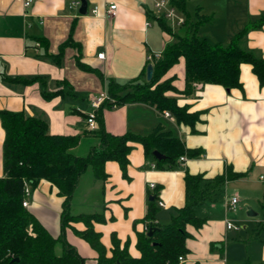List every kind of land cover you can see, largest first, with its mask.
<instances>
[{"label":"crops","instance_id":"0c3cea01","mask_svg":"<svg viewBox=\"0 0 264 264\" xmlns=\"http://www.w3.org/2000/svg\"><path fill=\"white\" fill-rule=\"evenodd\" d=\"M73 1L33 0L26 7L25 0H0V111H23L42 118L53 135H82L75 151L86 155L99 142L87 123L93 111L92 98L107 92L111 80L124 83L144 78L150 54H161L174 36L163 30L155 8L160 0H86L87 14H81V5L73 6ZM190 1L185 0V10ZM111 4L117 9L109 17ZM95 7L97 13L92 12ZM194 8V17L188 12L192 19L198 14L211 19L198 30V35L211 43H228L250 22L264 16V0H197ZM167 19L164 17V22L170 25ZM68 41L71 43L63 46ZM241 47L264 58V24L248 29ZM100 53H104L101 58ZM54 55H60L59 59ZM240 69L241 87L228 90L218 84H199L191 96L180 92L186 87L183 58L163 75L162 81L171 80L177 89L167 95L175 97L178 105L200 113L195 132L190 125L177 123L169 111L161 112L150 104L103 108L104 126L110 133L147 135L161 128L181 139L187 149L200 152L195 157L182 155L186 161H181V156L174 169H158L156 158L147 156L142 144L134 143L125 174L112 160L105 164V180L97 179L90 170L81 176L71 214L102 216L104 220L93 221V226L101 234L108 255L112 254V237L116 235L122 247L128 241L131 256H140L137 234L147 227L150 194L158 193L155 221L167 225L186 204L187 173L212 179L231 166L245 176L226 181L215 200L196 207V213L200 212L206 222L200 229L187 226L192 234L186 242L190 253L182 263L264 264V83L250 64L244 63ZM35 77L41 79L28 84L7 80ZM44 93L55 95L46 97ZM5 136L0 118V178L4 176ZM152 183L154 189L149 186ZM232 197L239 199L236 220L254 222L244 212L250 207L258 213L261 229L242 251L233 250L232 242L226 250L223 244L235 230L227 227L226 200ZM26 201L27 209L59 237L64 198L57 188L41 180L36 188L30 187ZM160 202L165 205L160 206ZM75 229L85 230L86 224L77 221L67 227V241L85 258V264H97L98 253ZM55 250L60 254L62 243H57Z\"/></svg>","mask_w":264,"mask_h":264},{"label":"trees","instance_id":"16d2710c","mask_svg":"<svg viewBox=\"0 0 264 264\" xmlns=\"http://www.w3.org/2000/svg\"><path fill=\"white\" fill-rule=\"evenodd\" d=\"M170 4L184 13L185 29L175 33L164 22V16H161L163 30L173 35L174 41L167 44L160 57L148 60V65L153 64L154 68L152 79L147 80V65L142 79L136 78L124 83L114 80L109 82L107 93L110 98L96 110L98 128L92 131L99 142L88 154L81 155L75 151L81 143L82 135H53L48 131L47 121L42 118L28 116L23 111H0L6 132L4 176L0 178V264H85V258L65 236L66 228L77 221H83L86 229L74 231L96 250L97 264H184L179 258H185L190 253L186 242L192 237L187 226L200 229L206 222L205 217L196 213V207L205 201L215 200L226 181L245 176L244 173L234 172L231 166L212 179H206L201 174L187 173L186 204L178 209L177 215L167 225L155 221L158 193L155 191L150 194V197L155 198L149 201L147 230L137 234L139 257L131 256L128 241L122 247L116 235L112 237V254L108 255L101 241V234L93 226V221L104 220L100 214H71V202L81 176L90 170L97 179L105 180V164L112 160L120 164L125 174L134 143L142 144L147 156H152L155 150L165 155L163 160L156 159L155 167L158 169H174L182 155L195 157L200 154L198 150L187 149L181 139L161 128L147 135L133 132L120 135L110 133L104 126V107L111 108L126 103L150 104L161 112L169 111L177 123L190 125L195 132L194 125L200 119V113L190 111L189 106L178 105L175 97L167 95L169 91L177 92L172 81H162L163 75L180 59H184L186 67V87L180 92L186 96H191L199 84H218L228 90L241 87L240 68L244 63L250 64L254 74L264 83V58L241 47V40L247 30L263 25L264 16L250 22L228 43H211L198 35L200 26L210 22V18L198 14L192 19L185 10V0H171ZM69 43L71 42L68 41L63 46ZM59 56L53 57L58 60ZM79 63L88 68L81 61ZM37 79L41 77L7 78L11 82L24 84ZM44 95L51 97L55 93ZM41 180L50 182L64 198L62 232L59 237L53 236L23 205L27 197L26 185L34 189ZM151 228L153 233L148 236ZM59 242L62 243L60 254L55 250ZM16 258L18 261H15Z\"/></svg>","mask_w":264,"mask_h":264},{"label":"built area","instance_id":"2783aa9c","mask_svg":"<svg viewBox=\"0 0 264 264\" xmlns=\"http://www.w3.org/2000/svg\"><path fill=\"white\" fill-rule=\"evenodd\" d=\"M32 2H33V0H25L24 5L26 7H29L32 4ZM72 5L79 7L81 5V0L73 1ZM155 8L157 9V13L159 16L167 17L169 19H172L173 21L176 20V23L178 25H183L185 23V17L177 14L176 8L170 4L169 0H160V1L156 2ZM116 9H117V5L111 4L107 10L108 16L109 17L114 16L116 14ZM92 12L97 13L98 7H95L92 10ZM103 56H104V53L99 54L100 58ZM158 57H160V54H158V53L150 54V56L148 57V60H153L154 58H158ZM109 98L110 97H109L107 92H102L98 96H95L92 98L91 105L93 107V111L89 113L88 118H87V123H88V127L90 130H96L98 128V122L96 119V110L99 109L100 106ZM166 115L169 116V113L167 112ZM180 160L184 162V161H186V157L182 156L180 158ZM149 186L152 189L155 188L154 183L150 184ZM25 192H26V196H28L30 193V186L29 185H26ZM238 203H239V199L237 197H232V198L226 200V206H227L228 210H236ZM23 205L25 207H27L28 202L25 200L23 202ZM164 205L165 204L163 202H160V206H164ZM227 227H228V229H237V227H234L231 222H228ZM146 230H147V227H146ZM179 260H180V262H183L184 258L180 257Z\"/></svg>","mask_w":264,"mask_h":264},{"label":"rangeland","instance_id":"374dc122","mask_svg":"<svg viewBox=\"0 0 264 264\" xmlns=\"http://www.w3.org/2000/svg\"><path fill=\"white\" fill-rule=\"evenodd\" d=\"M196 3H197V0H192L190 1L189 6L186 7V11L189 12L192 15V17H194V9H195L194 6L196 5ZM167 21H169L171 27L173 26L175 33H179L180 31H183L185 29V25H178L176 23V20L173 21L172 19H167ZM261 201L264 202V198H262ZM237 209L226 211L227 213L226 216L229 217L228 221H230L234 227H237V229L233 230L232 231L233 234H231V236L228 239L224 240L223 244H224L225 250L231 242H232L231 246L233 250L235 251H240V250L242 251V249H246V247L249 244L248 241L250 240V237L253 234H255L257 230L261 231L259 224H258L259 220H257L258 219L257 216L249 217V220H255L254 222H251V223L236 220L235 217H237L236 215ZM244 210H245L244 212L247 215V207ZM253 211L256 212V210H253ZM200 214L201 213L199 212V215ZM243 226H246V228H243Z\"/></svg>","mask_w":264,"mask_h":264},{"label":"water","instance_id":"95a60500","mask_svg":"<svg viewBox=\"0 0 264 264\" xmlns=\"http://www.w3.org/2000/svg\"><path fill=\"white\" fill-rule=\"evenodd\" d=\"M80 13L81 14H87L88 12V4H87V1L86 0H81V7L79 9ZM153 71H154V68H153V64H149L148 67H147V72H146V77H147V80H151L152 77H153ZM153 156L157 159V160H163L165 159V155L162 154L161 152H159L158 150H155L153 152ZM155 197L154 196H151L150 197V200H153ZM257 212L253 211L252 208L248 207L247 208V215L250 216V217H253V216H257ZM153 233V229L151 228L149 231H148V236H151ZM15 261H18V258L15 259Z\"/></svg>","mask_w":264,"mask_h":264}]
</instances>
